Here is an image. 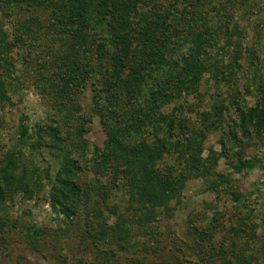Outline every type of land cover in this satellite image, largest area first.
I'll use <instances>...</instances> for the list:
<instances>
[{
  "label": "trees",
  "instance_id": "1",
  "mask_svg": "<svg viewBox=\"0 0 264 264\" xmlns=\"http://www.w3.org/2000/svg\"><path fill=\"white\" fill-rule=\"evenodd\" d=\"M179 1L0 0V13L9 14V10L21 7L31 13L30 21L20 22V29L31 28L32 24L48 29L47 56L34 68L29 63L27 73L46 81L51 88L48 93L57 92L62 113L61 119L49 124L31 123L23 113L15 144L0 159L1 242L5 226L11 222L10 217L1 215L7 202L15 201L17 195L33 198L45 180L57 218L64 215L73 221L80 219V204L89 203L85 200L90 189L85 192L82 186L83 169H87L95 174L89 183L101 197L98 204L105 203L114 188L124 189L129 195L131 217L120 213L111 224L103 207L94 206L92 210L95 220L86 236L109 260L114 256V244L122 250L129 248L132 226L142 228L154 223L162 210L169 212L172 202H180L191 177L214 172L222 155L212 152L205 156L204 145L212 132L233 129V137L229 133L226 138L231 144L225 145L223 152L229 156L234 150L231 155L235 165H231L236 171L258 166L256 158H246V149L264 136V63L250 47L249 69H244L239 42H234L233 56L227 63L214 58L209 50L219 35L210 24L211 12L231 19L228 3L186 0L192 9H181ZM233 4L232 1L231 8ZM234 30H227L221 37L231 41L239 32ZM26 39L20 30L10 34L0 18V112L16 104L13 98L23 85L14 50ZM56 41L61 45H56ZM186 43H191V48L178 53ZM223 51L218 49V53ZM205 75L217 87L208 108L198 110L199 105L190 102L188 96L204 102ZM249 77L251 80L241 86L237 82ZM224 83L232 84L229 98L220 88ZM89 87L93 91L92 110L81 113L77 98ZM250 94L256 95L252 105L247 98ZM173 104L172 110L167 111ZM186 110L195 111L196 118L188 117ZM93 118L99 119L106 138L103 146L94 145L91 149L85 134ZM69 120L74 124L67 126ZM28 147L41 155L49 148L58 159L56 166L48 164L43 174L35 164H24L23 150ZM230 176L217 173L215 179L207 177L203 192L231 194L235 207L248 212L242 216L238 211L239 228L235 232L241 228L256 233L258 225L252 220L253 210L247 203L252 192L245 196L234 189ZM106 208L118 213L117 207ZM217 215L206 228L198 230L191 224L196 231L198 252L212 258L219 256L222 264H262L257 255L264 257V236L255 254L240 251L227 259L228 250L222 244L216 248L212 229L218 226ZM42 232L40 225L30 224L26 238L37 246ZM206 241L212 243L209 250Z\"/></svg>",
  "mask_w": 264,
  "mask_h": 264
},
{
  "label": "rangeland",
  "instance_id": "2",
  "mask_svg": "<svg viewBox=\"0 0 264 264\" xmlns=\"http://www.w3.org/2000/svg\"><path fill=\"white\" fill-rule=\"evenodd\" d=\"M213 5H219L220 2L228 3L229 12L232 17L227 19V15L211 12V26L214 31L218 32V41L214 42L213 47L209 50L214 53V58L224 60L227 63L233 56L234 42H239L242 48L241 62L244 69H249V56L252 47L260 55V61L264 63V0H213ZM232 1L234 2L231 8ZM186 0H180L179 8L192 6L185 3ZM216 13V14H215ZM30 12L21 7L19 9L9 10V14L0 13L5 28L10 34L20 30L25 33L26 41L19 48H15L16 63L19 72L22 71L24 80L20 92L15 94V105H8L0 112V159L6 150L11 148L17 138L19 120L24 113L30 119L31 123L49 124L54 119H61L62 113L59 112L58 102L61 99L57 92L48 93L47 82H41L40 78L31 76L27 73L28 65L36 67L42 57H46V43L50 40L48 29L32 24L31 28L20 29V22L30 21ZM227 19V20H226ZM239 30L231 41L223 38V33ZM48 32V33H47ZM227 37V36H226ZM61 45L60 41L55 42ZM191 43L182 44L180 52L185 53L191 48ZM224 49L218 53V49ZM243 77V76H242ZM240 78L239 85L250 81ZM45 86H43V85ZM232 85V84H231ZM224 83L220 88L224 90L225 96H228L233 89ZM257 83H254L253 89H257ZM236 83L234 84V88ZM217 84L210 81L209 75L204 76L202 90L207 93L203 103H199L194 96H188L190 102L197 103L198 110L208 108L212 99L211 94L215 91ZM229 98V96H228ZM249 104L256 103V95L247 96ZM188 101V102H189ZM189 102V103H190ZM189 103H186L189 104ZM77 105L81 107V113H89L93 106V91L89 87L78 95ZM173 105L168 106L167 111H171ZM78 112V114H80ZM187 116L193 120L196 118V112L186 110ZM74 124L73 120L67 122V126ZM89 131L85 138L89 141L91 149L94 145L103 146L106 134L98 118H93ZM233 137V129L226 127L222 132H212L205 142V156L210 153L221 154L222 157L214 168V172L208 176L191 177L180 202H172L169 212L162 210L159 219L154 223L142 228L132 226L131 245L127 250L118 248L116 244L111 246L115 248L114 256L106 260L103 253L91 244L87 238L86 231L90 230L93 224V207L100 206L105 210V215L110 216L109 222L112 224L117 220V215L123 213L131 217L129 210V195L124 189H112L111 194L107 197L106 202L98 204L101 199L99 194L90 185L91 178L95 177L90 170L83 169L82 176L83 190H89V195L85 201L80 204V219L73 221L71 218L61 215L57 218L56 213L50 206L48 199L49 184L47 181L42 182L40 188L33 198H23L17 195L15 201L7 202L3 217H10V224L5 226L6 232L3 234L4 240L0 241V264H222V258L219 256H204V253L198 252L195 241L196 231L209 226L210 219L213 215L218 214V226L212 229L214 238L212 243L216 248L222 247L228 250L227 259L231 256H237L240 251L245 255L255 254L260 250L264 236V136L256 138L249 149H246V158H256L258 166L253 169H244L236 171L235 162L232 158L234 150H230L229 156H224L223 148L229 146L228 142ZM222 134H226L222 136ZM224 138V139H222ZM23 163L31 165L32 163L41 169L44 174L48 164L56 166L58 159L50 149H46L44 154L34 152L32 149L24 148ZM54 154V155H53ZM91 154V153H88ZM234 164L233 166L231 164ZM85 165V164H84ZM217 173L231 174L232 187L246 196L247 192H252L248 199V204L252 208V220L257 223L256 233L252 230L235 232L237 225L238 211L244 216L247 209L238 210L232 200V195L228 192L221 191L203 192L208 185V178L215 179ZM104 182L106 177H102ZM89 184V186L87 185ZM92 187V188H91ZM111 205L118 208V213H110L106 207ZM30 224H38L43 230L39 245L30 243L26 238V227ZM194 225V227L191 226ZM234 227L232 232L230 228ZM252 235H255L254 237ZM210 241L204 242L207 250L212 244ZM106 247V246H102ZM210 253V252H208ZM259 262L264 264V257L257 255ZM232 261V260H231Z\"/></svg>",
  "mask_w": 264,
  "mask_h": 264
}]
</instances>
